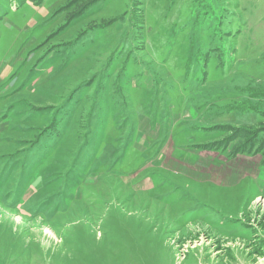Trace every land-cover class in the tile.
<instances>
[{
    "label": "rangeland",
    "instance_id": "1",
    "mask_svg": "<svg viewBox=\"0 0 264 264\" xmlns=\"http://www.w3.org/2000/svg\"><path fill=\"white\" fill-rule=\"evenodd\" d=\"M262 162L264 0H0V264L264 261Z\"/></svg>",
    "mask_w": 264,
    "mask_h": 264
},
{
    "label": "crops",
    "instance_id": "2",
    "mask_svg": "<svg viewBox=\"0 0 264 264\" xmlns=\"http://www.w3.org/2000/svg\"><path fill=\"white\" fill-rule=\"evenodd\" d=\"M200 170L201 169H196L193 172H198ZM238 262H240V264H264V261L263 260H260V261H253V260H251V261H249V259H247V260L246 259H241Z\"/></svg>",
    "mask_w": 264,
    "mask_h": 264
},
{
    "label": "trees",
    "instance_id": "3",
    "mask_svg": "<svg viewBox=\"0 0 264 264\" xmlns=\"http://www.w3.org/2000/svg\"><path fill=\"white\" fill-rule=\"evenodd\" d=\"M264 165V163L262 162V166Z\"/></svg>",
    "mask_w": 264,
    "mask_h": 264
}]
</instances>
